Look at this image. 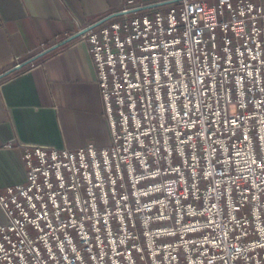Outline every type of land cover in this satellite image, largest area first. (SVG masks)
<instances>
[{"label":"built area","instance_id":"obj_1","mask_svg":"<svg viewBox=\"0 0 264 264\" xmlns=\"http://www.w3.org/2000/svg\"><path fill=\"white\" fill-rule=\"evenodd\" d=\"M133 4L80 35L109 143L27 147L0 264H264V0Z\"/></svg>","mask_w":264,"mask_h":264},{"label":"crops","instance_id":"obj_2","mask_svg":"<svg viewBox=\"0 0 264 264\" xmlns=\"http://www.w3.org/2000/svg\"><path fill=\"white\" fill-rule=\"evenodd\" d=\"M127 1L0 0V193L26 182L29 145L109 143L90 44L80 35L117 17ZM133 1L137 8L169 2L142 13L178 2Z\"/></svg>","mask_w":264,"mask_h":264},{"label":"snow or ice","instance_id":"obj_3","mask_svg":"<svg viewBox=\"0 0 264 264\" xmlns=\"http://www.w3.org/2000/svg\"><path fill=\"white\" fill-rule=\"evenodd\" d=\"M253 59H255V58L253 57ZM262 66H264V65H262ZM158 74L159 73H157V75ZM185 95H187V93H185ZM261 103L264 104V101H261ZM184 107H185V116H187L188 115V111H190L191 110V107H194V105H192V101L189 100L188 101V104H186ZM233 123H235V120H233ZM245 140H247V137H245ZM258 159L264 160V157H259ZM253 164L255 165V167L259 171L264 172V163H257L256 161H253ZM54 198H55V193H53L52 196L49 197V199L50 200H53V201H54ZM33 207H35V206H33ZM56 208L59 209V205H56ZM46 212H47V207L46 206H42L41 213H38L37 214V217H36L37 220L44 219V216L46 215ZM65 227H67V226H65Z\"/></svg>","mask_w":264,"mask_h":264},{"label":"water","instance_id":"obj_4","mask_svg":"<svg viewBox=\"0 0 264 264\" xmlns=\"http://www.w3.org/2000/svg\"><path fill=\"white\" fill-rule=\"evenodd\" d=\"M166 3H169V2L157 3V4L148 5V6H142V7L136 8V9H132V10H130V12L142 11V10H145V9H150V8L158 7V6H161V5L166 4ZM122 13L123 12L120 11V12H118L116 14H113L111 17H113V16H119ZM88 30H90V29H86V30H84L82 32H87ZM21 67H23V65H17L15 69L11 70L10 72H7V74L13 73V72L21 69Z\"/></svg>","mask_w":264,"mask_h":264},{"label":"rangeland","instance_id":"obj_5","mask_svg":"<svg viewBox=\"0 0 264 264\" xmlns=\"http://www.w3.org/2000/svg\"><path fill=\"white\" fill-rule=\"evenodd\" d=\"M212 1H213V0H208V2H209V3H211ZM234 1H235V0H234ZM162 7H163V6H162ZM150 10H151V9L142 10V11H140L139 13H142V12H145V11H147V12H148V11H150Z\"/></svg>","mask_w":264,"mask_h":264}]
</instances>
